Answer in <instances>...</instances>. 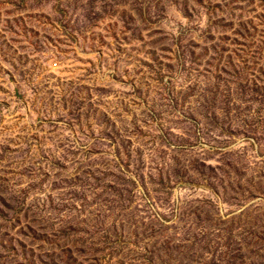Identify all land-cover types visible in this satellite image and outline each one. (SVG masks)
<instances>
[{
    "label": "rangeland",
    "instance_id": "374dc122",
    "mask_svg": "<svg viewBox=\"0 0 264 264\" xmlns=\"http://www.w3.org/2000/svg\"><path fill=\"white\" fill-rule=\"evenodd\" d=\"M0 264H264V0H0Z\"/></svg>",
    "mask_w": 264,
    "mask_h": 264
}]
</instances>
